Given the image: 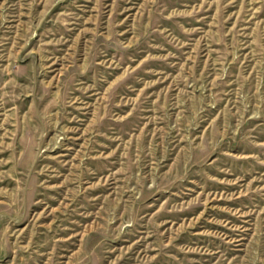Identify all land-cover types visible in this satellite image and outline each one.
<instances>
[{
    "label": "rangeland",
    "instance_id": "374dc122",
    "mask_svg": "<svg viewBox=\"0 0 264 264\" xmlns=\"http://www.w3.org/2000/svg\"><path fill=\"white\" fill-rule=\"evenodd\" d=\"M0 264H264V0H0Z\"/></svg>",
    "mask_w": 264,
    "mask_h": 264
}]
</instances>
